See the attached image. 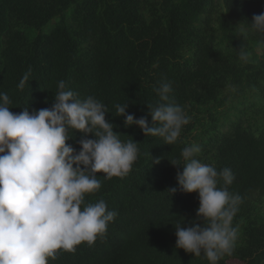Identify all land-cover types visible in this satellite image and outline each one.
Returning <instances> with one entry per match:
<instances>
[{
  "label": "trees",
  "instance_id": "1",
  "mask_svg": "<svg viewBox=\"0 0 264 264\" xmlns=\"http://www.w3.org/2000/svg\"><path fill=\"white\" fill-rule=\"evenodd\" d=\"M261 12L264 0H0V93L10 111L50 108L63 80L79 99L106 106L121 140L138 143L131 171L98 173L101 188L85 196L118 213L106 234L48 264H209L175 247L176 224L204 223L198 193L181 192L176 179L191 145L201 163L231 169L228 190L242 198L234 250L218 264H264V34L250 27ZM169 82L189 119L171 145L125 127L115 108L129 104L127 113L151 124L148 105ZM85 138L93 137L74 132L66 143L79 151Z\"/></svg>",
  "mask_w": 264,
  "mask_h": 264
},
{
  "label": "clouds",
  "instance_id": "2",
  "mask_svg": "<svg viewBox=\"0 0 264 264\" xmlns=\"http://www.w3.org/2000/svg\"><path fill=\"white\" fill-rule=\"evenodd\" d=\"M250 27L264 34V12L253 15ZM239 58L247 62L250 54L241 50ZM26 82L27 73L19 87ZM171 90L170 82L156 89L160 102L148 105L151 124L145 116L127 113L129 104H117V116L125 127L135 125L144 136L174 144L189 119L170 100ZM10 103L0 93V264H48L58 251L75 252L78 245L91 246L106 234L118 213L108 210L103 199L87 203L85 196L101 188L98 173L126 176L138 157V143L121 140L105 119L106 106L93 96L79 99L63 80L50 108L14 113ZM74 132L93 138L81 139L76 151L66 143ZM199 152L198 145L183 148L185 163L176 179L181 192L198 193L196 217L204 223L176 224L175 247L193 257L203 253L209 264H218L234 250L238 228L232 221L242 198L228 190L234 180L231 169L217 171L201 163ZM171 165L180 167L176 161ZM221 180L224 186L218 187Z\"/></svg>",
  "mask_w": 264,
  "mask_h": 264
}]
</instances>
